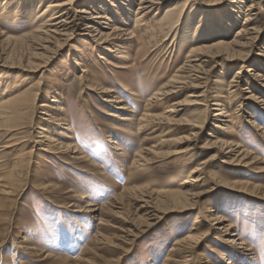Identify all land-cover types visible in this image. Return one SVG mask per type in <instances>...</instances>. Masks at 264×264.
Segmentation results:
<instances>
[{"label":"bare ground","instance_id":"1","mask_svg":"<svg viewBox=\"0 0 264 264\" xmlns=\"http://www.w3.org/2000/svg\"><path fill=\"white\" fill-rule=\"evenodd\" d=\"M135 1L94 0L81 7L77 0H51L44 4L34 18L31 35L24 36V39L33 45L35 56L39 55L38 52H52L47 65L46 62L41 65L29 61L30 67L18 68L6 59L0 63L6 69L0 76V137L7 139L2 148L18 151L27 124L22 122V117L31 112L30 123L34 117L43 115L37 136L33 139L36 147L39 146L37 165L65 156L79 162L87 161V156L76 142L72 117L66 114V101L71 95L65 97L62 89L70 87L67 75L72 73L78 81L79 96L82 93L95 95L106 106H119V112L108 115L123 122L114 126V134L121 132L123 138L119 135V142L115 138L111 144L113 150L119 151L117 159L131 162V170L153 161L155 158L150 155L155 156L157 147L161 152L156 155L163 160L196 161L201 150L210 151L211 154L204 161L188 172L177 189L163 193L162 197L157 196L171 202V208L194 210L196 205L201 204L207 189L214 184L216 173L212 169L220 158L227 166L240 165L264 171V167L253 166L261 163L258 156L235 140V129L244 131L248 127L264 139L261 124H257L250 113L244 117V109L249 103L264 106V98L258 97L253 89L255 86L264 88V0H250L249 4L246 0H232L222 12L214 13L209 10L226 0ZM168 4L162 11L163 6ZM243 12L244 18L240 23ZM259 43L261 47L257 55L261 57V62L252 58V50ZM68 46L71 50L67 52L65 60L55 67L43 101L37 105L45 82L43 71H47L49 63ZM167 46L171 57L177 53L176 50L187 49L181 66L175 70L167 68L160 73L158 71L152 79L134 68L135 51L143 62L153 59L152 62L162 64L160 55ZM221 63H231L239 70L226 84L219 78L211 80ZM245 67H248L247 74H244ZM93 68L107 69L108 73L113 74L120 81L126 96L138 104L143 103L141 114H136L130 107L128 97L123 99L121 95L118 96L122 93L119 92L120 88L117 91L107 87L105 82L109 80H103L102 73L96 75ZM113 68L121 71H111ZM39 72L40 77L35 82L25 83L27 79L24 75L33 77ZM217 86H225L227 91H218ZM199 109H203L205 114L214 112L211 120L215 129L214 135L209 136L211 141L201 146L199 140L205 132L206 120L198 119L196 113ZM126 138L131 142L128 143ZM151 141L154 146L147 145ZM133 147L137 151L129 155ZM236 184L248 189L247 192L236 191L245 194L248 200H258L263 205V186H252L247 182ZM47 186L54 187L48 183ZM233 190L231 188L229 193ZM0 191L5 197L13 193L8 184L2 183ZM78 193L73 198L85 199L83 194ZM148 198L151 201L146 198L145 205L141 207L147 212L146 217L155 219L159 211L151 206V197ZM119 202L120 198L117 197L107 205L98 207L86 200L84 206L77 208L79 212L84 211L87 218L95 219L103 211L120 209ZM221 211L216 205H209L203 211L201 208L186 235L169 248L170 255L164 264H168L176 255L180 261L173 264H216L215 261L220 263L232 252H235L234 257L239 255L237 262L230 258L225 264H240V260L246 261V264L256 262L259 255L255 248L241 237V233L234 229ZM98 237L96 235V239ZM213 241H217L219 246H210L209 253L218 254L212 262L207 256L204 257L201 249L204 244L206 246ZM48 258H51L50 254Z\"/></svg>","mask_w":264,"mask_h":264},{"label":"rangeland","instance_id":"2","mask_svg":"<svg viewBox=\"0 0 264 264\" xmlns=\"http://www.w3.org/2000/svg\"><path fill=\"white\" fill-rule=\"evenodd\" d=\"M49 1L51 0H0V63L6 59L18 68L30 67L29 61L41 65L46 62L47 65L52 52H38V56L33 55L35 53L33 45L26 42L24 36L31 35L34 18ZM93 1L77 0L81 4L80 7ZM231 1L226 0L209 11L222 12ZM249 1L246 0V3L249 4ZM135 2L137 3V0ZM167 6L169 4L164 5L162 11ZM243 18L244 12L240 14V23ZM260 47L261 43L252 50V58L259 59H256L258 62H261V57L257 55ZM166 48L160 55V59L163 58L162 64L155 61L153 63V59L151 62H143L135 51L134 68H138L140 74L152 79L158 71L160 73L167 68L175 70L181 66L187 49L182 51L178 49L174 57H171L168 46ZM69 50L71 47L68 46L49 63L48 70L46 68L47 71H43L42 78L45 82L41 87L42 95L39 96L37 105L43 101L55 67L65 60ZM93 69L96 75L102 73L103 80H109L105 82L107 87L115 90L120 88L119 92L122 93L117 94L118 96L121 95L123 99L129 98L123 91L120 81L108 73L107 69ZM247 69L248 67L244 68V74ZM5 71L6 69L0 65V76H3ZM111 71L121 70L113 68ZM238 71L231 63H221L216 67L211 80L219 78L226 84ZM40 74L39 72L33 77L24 75L27 79L25 83L35 82ZM67 76L70 87L62 89L65 97L71 95L66 101V114L72 117L70 119L76 132V142L87 156V161L79 162L65 156L48 159L50 160L48 163L43 161L37 165L39 146L36 147L33 139L35 140L37 136L43 115L34 119L32 117L31 123L29 122L31 112L22 117V122L27 124L24 129L26 132L21 135L22 146L18 151L3 150L7 139L0 137V184H8L13 191L9 197L3 196L0 191V264H164L170 255L169 248L186 235L185 232L193 224L201 208L203 211L209 205H216V208L222 210L234 229L255 248L259 256L252 264H264V203L262 205L258 200H248L245 194L239 192H247L248 189L236 184L247 182L252 186L264 187V171L251 170L252 167L240 165L227 166L222 163L224 159L220 158L212 169L216 173L214 184L207 189L201 204L196 205L194 210L171 208V202L161 198L162 194L177 189L186 179L188 172L199 162L204 161L206 156L211 154L210 151L201 150V155L196 161L163 160L156 155L161 152L157 147L155 156L150 153V157L155 158L153 161L142 164L139 169L131 170V162L128 159H117L119 151L113 150L111 144L115 138L118 142L123 138L121 132H118L120 136L114 134V126L123 122L108 115L114 111L119 112V106L117 104H113L112 107L106 106L95 95L82 93L79 96L78 81L72 73ZM241 76L243 77V73ZM253 89L258 97L264 98L263 87L255 86ZM217 90L226 92L227 88L217 86ZM128 100L136 114H141L143 103L138 104L131 98ZM263 109L264 106L249 103L244 109V117L250 113L251 118L264 128ZM213 113L205 114L203 109L196 113L199 120H206L205 132L199 140L200 146L211 141L209 136L214 135L212 134L215 131L214 123L211 120ZM235 130V140L261 160V163L253 166L264 167V139L251 127L244 131ZM126 141L131 142L129 138H126ZM147 145L154 146L152 141ZM179 147L183 148L182 145ZM136 151L137 149L133 147L129 150V155ZM47 183L54 187H45ZM231 188L235 190L229 193ZM75 191L79 192L77 195L83 194L85 199L73 198L76 196ZM159 195L161 197H157ZM149 196L152 199L151 206L159 211L155 219L151 216L146 217L147 212L141 207ZM117 197L120 198V209L111 208L112 211H103L95 219L87 218L86 213L79 212L77 208L84 206L86 200L100 207ZM96 235L100 236L99 239H96ZM217 244V241H213L206 246L204 244L201 249L204 257L207 256L212 262L213 259H217L218 254L209 253V249L212 245L219 246ZM48 254L51 258L47 259ZM234 255L235 252H232L220 263L216 261L214 263L225 264L230 258L237 262L239 255L236 257ZM176 256H173L168 264L180 261ZM238 263L246 264V261L240 260Z\"/></svg>","mask_w":264,"mask_h":264}]
</instances>
